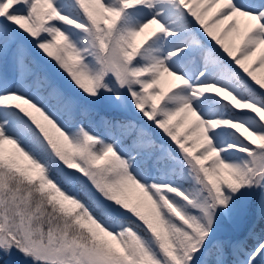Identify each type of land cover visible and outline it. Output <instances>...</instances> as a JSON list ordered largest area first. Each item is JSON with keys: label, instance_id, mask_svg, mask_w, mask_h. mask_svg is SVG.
Wrapping results in <instances>:
<instances>
[{"label": "snow or ice", "instance_id": "1", "mask_svg": "<svg viewBox=\"0 0 264 264\" xmlns=\"http://www.w3.org/2000/svg\"><path fill=\"white\" fill-rule=\"evenodd\" d=\"M0 264H264V0H0Z\"/></svg>", "mask_w": 264, "mask_h": 264}]
</instances>
